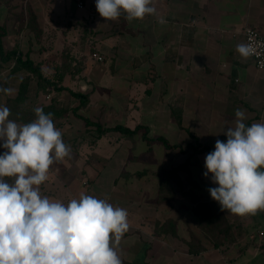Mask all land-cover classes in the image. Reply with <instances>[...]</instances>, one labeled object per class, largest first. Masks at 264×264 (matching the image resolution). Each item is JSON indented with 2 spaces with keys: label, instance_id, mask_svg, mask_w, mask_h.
<instances>
[{
  "label": "crops",
  "instance_id": "crops-1",
  "mask_svg": "<svg viewBox=\"0 0 264 264\" xmlns=\"http://www.w3.org/2000/svg\"><path fill=\"white\" fill-rule=\"evenodd\" d=\"M49 1L54 5L47 17L83 22L67 24L90 30L85 42H93V52L103 60L82 52L83 70L65 79L69 88L87 96L84 105L68 90L57 97L38 89L36 78L30 83L29 99L37 107H56L54 124L71 146L69 157L50 166L39 186L41 195L67 205L84 193L126 209L129 227L116 246L122 264H264V210L243 217L221 211L229 230L220 246L203 230L199 202L212 199L208 189L218 185L211 174L204 175L208 152L188 147L194 135L211 152L216 140L226 142L223 132L234 126L236 109L244 111L247 126L264 123V70L236 52L245 41V27L264 34V0H153L155 14L132 22L123 15L106 21L96 10V0H82L83 7L80 0ZM3 11L0 4V18ZM77 30L64 38L67 43L78 38ZM56 42L52 49H57ZM13 66L0 72V88L11 89L9 94L0 92V105L14 102L29 73L12 71ZM84 116L103 128L140 129L132 135L120 130L98 134ZM10 119L24 124L35 118ZM137 139L147 144L146 154L131 152ZM113 141L115 154L121 148L124 152L108 167L110 151L104 145L97 148ZM155 146L163 149L158 157L151 155ZM4 151L0 147V154ZM191 160L199 168L188 166ZM107 169L112 171L109 182L104 181ZM80 175L84 188L73 186ZM176 177L182 189L173 186ZM95 181L104 186L90 187ZM252 218L259 224L254 233L248 230Z\"/></svg>",
  "mask_w": 264,
  "mask_h": 264
},
{
  "label": "clouds",
  "instance_id": "clouds-1",
  "mask_svg": "<svg viewBox=\"0 0 264 264\" xmlns=\"http://www.w3.org/2000/svg\"><path fill=\"white\" fill-rule=\"evenodd\" d=\"M152 3L96 0V10L106 21L123 15L132 22L154 15ZM236 52L247 59L256 47L241 43ZM33 111L35 119L21 124L0 105V147L5 149L0 154V264H122L116 246L129 227L126 209L84 193L67 205L41 195L50 166L69 157L71 146L52 113L41 107ZM235 117L234 126L223 132L226 142L216 140L215 150L206 155L204 175L211 174L218 185L208 191L220 210L243 217L264 210V123L247 126L242 109Z\"/></svg>",
  "mask_w": 264,
  "mask_h": 264
},
{
  "label": "rangeland",
  "instance_id": "rangeland-1",
  "mask_svg": "<svg viewBox=\"0 0 264 264\" xmlns=\"http://www.w3.org/2000/svg\"><path fill=\"white\" fill-rule=\"evenodd\" d=\"M0 4L3 5L5 11H3L2 17L0 18V23H2L3 25L6 26L7 30H9V34L4 37V40L6 41V46L8 47L7 49L9 50V48H13L18 47V43L21 44L20 46L22 47V49L26 50L28 47H32V41L30 39V32L29 30H36V32H39V30H42V34H40L39 36L35 37L36 40H40L43 41L42 45H46L49 43H55L58 39V41L56 42L57 49H52V47H49V52H43L40 49H38L39 46H35L33 49V56L36 59H43L44 62V68L45 71L47 73L52 71L53 65L58 63L60 58H62L63 60V55L65 53H63V49L64 47H70L72 48V53L75 56V61H79L81 60L83 62V54L82 52H89V54H91L93 52L94 49V43L91 45L90 43L87 42H82L81 38H82V31L83 30H77L79 27H77L76 25L73 26H68L67 22L72 23L73 21H71L70 19L64 18V17H59V19H55L53 17H47V13H49L48 11L52 10V6L54 5L53 2L49 1V0H0ZM32 10L33 14L35 13L37 16V19L33 20V17L30 16L31 13H29V11ZM53 10H55L53 8ZM53 18V19H52ZM33 23H35L33 25ZM36 26V28L34 29V27ZM32 28V29H30ZM70 29V30H68ZM77 30V33L75 35V39L74 41H71L69 43L68 39H64L66 36H68L69 34H72L73 32H76L75 30ZM33 32V34H34ZM63 34L64 36H59V34ZM32 34V33H31ZM12 35V36H11ZM9 36L12 37V39L10 38V40L8 41ZM34 38V39H35ZM48 46V45H47ZM51 46V45H50ZM63 53V54H62ZM73 56V57H74ZM74 64V63H73ZM73 64L71 65L69 63V65H71V67L73 66ZM79 65V64H77ZM80 66V65H79ZM68 78V76H67ZM65 82V81H64ZM66 84V82H65ZM92 137H94L92 135ZM137 142L134 145V149L131 151L132 153L135 152V154H146V148H147V144L145 143V141H143V145L139 144L138 139L136 140ZM104 145V146H103ZM105 147V143L102 142L100 143V146L97 148L98 150H101L102 146L104 147L103 149H107V151H110V153L108 155L109 159H108V167L113 166L114 164L112 163V158L115 161L117 158L119 157L118 155L120 152H124V150L121 148L117 151V154H115V151L117 149V147L115 146V142L113 141L111 144L106 143ZM162 146L158 147L155 146L154 147V152L151 155H155V157H158L162 154ZM96 154V153H95ZM95 154H93L95 156ZM145 157V156H143ZM108 158V157H107ZM144 161L143 159H140V162ZM102 165H106V163L102 160ZM101 165V166H102ZM136 165H140V167L142 168H148V164H143V163H137ZM188 166H192V167H198L199 168V163L194 162L193 160H191L188 163ZM180 169V168H179ZM108 172H104V176H105V182H109V178L112 175V171L107 169ZM183 170V169H182ZM82 177H84L83 175H80V178H77L75 181V184L73 186L77 187V188H84L86 187L83 184L82 181ZM175 185H173V183L170 182V184H172L173 186H175L178 189H182L180 183H179V179L176 177L175 178ZM104 184L100 183L98 184V181L91 182V186L90 187H94V188H98V187H103ZM168 190V189H167ZM145 198H147L148 196L145 195ZM164 198H168V195H164ZM162 197V198H163ZM132 199V198H131ZM221 219V218H218ZM251 225L249 227V231L251 232H255V230L258 228L259 224L255 222V219L252 218L251 220ZM222 220H218L215 221V225L213 228H209L207 230V227L209 225L207 224H203V230L206 232V234L211 237L215 242L217 241H221L223 243V239H224V233L223 231H221L222 228H226V224L225 222ZM223 230V229H222ZM226 238V237H225Z\"/></svg>",
  "mask_w": 264,
  "mask_h": 264
},
{
  "label": "trees",
  "instance_id": "trees-1",
  "mask_svg": "<svg viewBox=\"0 0 264 264\" xmlns=\"http://www.w3.org/2000/svg\"><path fill=\"white\" fill-rule=\"evenodd\" d=\"M32 12H33L32 10L29 11V13H31L30 16L33 17V20L37 19L36 14L35 13L33 14ZM73 23L74 24L81 23L82 25L83 22L75 21V22H72V24ZM34 24L35 23H33V25ZM35 28L36 26L34 27V29ZM82 30H83L82 31L83 36L81 40L82 42H85L86 36L88 35V33L91 34L92 32L90 30H87L86 27L85 28L82 27ZM29 32H30L29 36L32 41V47H28L26 50H24L20 46L21 44L18 43V47L14 46L13 48H9L8 50L4 45L5 44L4 37H6L9 34V30H7L5 25H0V72L6 68H9L12 63H14V66L11 68L12 71L25 69L29 72L28 75L22 78V82L19 88V94L15 98L14 102L8 101V103L6 104V106L9 107V109L11 110V115L9 118H14V119L15 118L16 119L25 118L27 120H31L35 118V113L33 110L37 107V105L34 99L33 100L29 99L30 83L32 82L34 78L38 80L37 81L38 86H39L38 89H40L44 93H49L53 91V92H56L55 96L58 97L63 90H68L74 97L78 98L81 101L82 105H84L87 101V96H85L83 93L79 91H75L69 88L64 82L68 75L75 76V75H78L83 70V67H84L83 62L81 60L76 62L75 56L71 54L72 48L65 46L62 51L63 53H65L63 55V60L62 58H60L59 62L53 65L52 71L47 73L44 68L43 59L41 58L36 59L34 57L35 55L33 56L34 50H31V49H33L36 46V44H39L38 49H40L43 52H48L49 47L51 48L50 45H52V43L42 45L43 43L42 41L36 40L35 37L42 34V30H39V32H36V30L35 32L34 30H29ZM88 43H90L91 45L93 44V42L91 41H89ZM69 63L71 65L73 63L74 64L71 67ZM77 64H79L80 66ZM56 100L57 99L55 98V101ZM42 106L43 107L41 108H43L45 113H49V112L52 114L55 113V108H56L55 106H51V105H46V106L42 105ZM63 112L64 111H62L61 114H58V115H63ZM82 118L83 120L86 121L87 125H95L98 129L97 130L98 134L104 133L106 131H111V130H120L126 133L127 135H132L133 133L137 132L140 129V127H138L134 130V129L125 127L123 125H116L114 127L103 128V126L99 122H94L90 120V118L85 117V116ZM162 140L165 142L167 146H170V144L166 141L165 138H162ZM188 147H192L193 150L197 153L200 151H207L208 153L211 152L210 149L207 147H200L199 139L195 135L193 136V142L189 144ZM165 173L170 174L169 171H166ZM168 181L163 180L164 183ZM199 203H200V207L198 209L199 218L201 217V222L203 224L209 225L207 227V230L209 228L214 227V225L216 224L215 221L222 220L225 222V224L227 223L226 218L221 213L219 205L217 204L216 201H214L213 199H210L206 202H199ZM218 218H221V219H218ZM222 229L221 231H223V233L225 234L224 237H226L228 234L229 228L228 226H226V228H222ZM211 240L214 246L222 245L221 241L215 242L212 238Z\"/></svg>",
  "mask_w": 264,
  "mask_h": 264
},
{
  "label": "built area",
  "instance_id": "built-area-1",
  "mask_svg": "<svg viewBox=\"0 0 264 264\" xmlns=\"http://www.w3.org/2000/svg\"><path fill=\"white\" fill-rule=\"evenodd\" d=\"M78 6L79 7L84 6V3L82 0L78 2ZM243 34H244V39H245L244 43H252L253 46L256 47L255 54L250 56V58H252L257 68L264 70V34L252 26L245 27ZM249 37H252V39L249 40ZM92 55L97 60H100V61L103 60V56L101 54L93 52ZM260 235L264 239V231H261Z\"/></svg>",
  "mask_w": 264,
  "mask_h": 264
}]
</instances>
